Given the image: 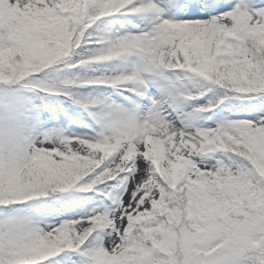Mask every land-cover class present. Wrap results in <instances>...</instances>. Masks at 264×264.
Here are the masks:
<instances>
[{
    "label": "snow or ice",
    "instance_id": "snow-or-ice-1",
    "mask_svg": "<svg viewBox=\"0 0 264 264\" xmlns=\"http://www.w3.org/2000/svg\"><path fill=\"white\" fill-rule=\"evenodd\" d=\"M156 10L153 0H0V85L28 82L59 64L102 18ZM169 13L150 31L119 36L73 67L137 57L150 71L182 70L240 99L264 94V0H170ZM135 80L102 76L85 85ZM0 105L12 110L10 119L0 115V208L89 192L122 173L133 185L112 217L47 230L10 219L0 228V264H46L82 249L97 228L108 229L109 238L84 253L93 264H253V257L264 264V103L251 106L250 120L194 133L158 115L142 122L124 116L111 137L71 136L52 147L27 143L14 97L0 95ZM218 153L239 161L230 156L225 164Z\"/></svg>",
    "mask_w": 264,
    "mask_h": 264
},
{
    "label": "rangeland",
    "instance_id": "rangeland-1",
    "mask_svg": "<svg viewBox=\"0 0 264 264\" xmlns=\"http://www.w3.org/2000/svg\"><path fill=\"white\" fill-rule=\"evenodd\" d=\"M157 4L156 12L149 16L118 14L112 17L102 18L95 22L88 29V35H95V40L90 44L99 42L98 46H93L96 53L106 51L110 42L119 36L139 35L141 32L150 31L161 19L172 18L169 13L170 0H153ZM242 2V0H232V3ZM228 9H225L227 11ZM104 28V29H103ZM83 68L92 70V77L83 80L84 92L76 94L72 108L77 112L72 118H62L52 116L42 124L34 126L31 116L26 114L25 109L18 110L24 121L21 124V131L27 137L28 144L39 146L41 142L48 141L46 147L60 144L64 139L71 136H78L90 140H99L112 136L113 122L124 116L135 118L137 121L148 119L152 115H158L161 119H167L177 129L194 133L206 128H215L228 122L250 120L253 117L252 105H257L258 98L248 97L240 99L238 96H231L234 101L223 103V106L215 107L213 111L198 112L197 109L209 104H217L210 101L208 96L214 92L216 86L204 81L202 78L182 71L170 69L148 70L137 57H127L117 61L83 64ZM134 75L136 80L122 86L107 85H85V82L102 76ZM88 94H93L91 97ZM98 94L97 96H94ZM196 96L195 100H187L186 96ZM47 107L56 112L52 99H48ZM33 108V107H32ZM223 110V111H222ZM0 115L10 119L12 110L6 105H0ZM181 123V124H180ZM33 125V126H30ZM216 158L225 164L230 163L229 157L235 161V156L231 153L215 154ZM206 162L210 163L209 158ZM133 185L129 183V175L122 173L115 180L109 181L102 186L100 194L106 200L98 198L93 200L90 207L82 204L81 212L75 213L68 220L87 219L89 216L101 215L112 217L118 215L116 209L123 198L127 204ZM95 193H99L97 190ZM53 207V206H52ZM54 208V207H53ZM52 208V210H54ZM12 218H24L15 215L6 219L0 224V228L6 226ZM63 221V216L54 218L51 223L40 220L31 225L38 226L47 230L49 226H57ZM96 238L91 246V237L85 246L78 250V254H72L68 258V264H89L92 263L91 257H85L84 252L100 246H106L109 238V230L97 228Z\"/></svg>",
    "mask_w": 264,
    "mask_h": 264
},
{
    "label": "trees",
    "instance_id": "trees-1",
    "mask_svg": "<svg viewBox=\"0 0 264 264\" xmlns=\"http://www.w3.org/2000/svg\"><path fill=\"white\" fill-rule=\"evenodd\" d=\"M95 38V35H88L87 41L81 48L77 49L75 53L70 54L69 57L65 58L59 64L46 69L44 73L39 74L28 82H20L15 85H0V95L14 97L16 100L15 108H18V110L26 109V111H29L31 106L36 107L37 109L34 110L32 114L34 117L33 120L42 121L50 116V112L45 108L44 104L48 96L55 99L61 111L68 113L70 111L69 103L71 102V104H73V100L77 97L75 95L84 92V90H82L84 88L82 83L86 78L85 76L91 75L87 70L81 67L75 68L73 65L97 54L93 47L95 45L90 44V41L95 40ZM58 46H60L59 43ZM69 81L72 83H67ZM231 96H237V94H225L223 90L216 88V94L213 92L211 96H209V100L221 103L223 99H227L230 102L232 101V98H230ZM256 97H258L259 104L264 103V94H259ZM234 160L239 161V158L235 157ZM108 183L109 181L100 184L89 192H81L77 189H73L68 193L50 194L47 198L38 201H30L23 205L0 208V224L15 215L22 216L29 224L40 220L51 223L54 221V218L58 216H63V221H66L73 214L81 212L82 204L90 207L93 200L99 201L98 198H101L105 201L106 197L101 196L100 191L102 186ZM96 190L99 193H95ZM50 205H53L55 209H50L48 207ZM37 209H43V211L38 212L36 211ZM94 238H96V233H93L91 236V242H94ZM93 242L91 246H93ZM77 252L78 251H65L49 259L46 264H68L69 256L75 253L78 254L79 252ZM251 259L254 264L255 257ZM89 264H93V262Z\"/></svg>",
    "mask_w": 264,
    "mask_h": 264
},
{
    "label": "bare ground",
    "instance_id": "bare-ground-1",
    "mask_svg": "<svg viewBox=\"0 0 264 264\" xmlns=\"http://www.w3.org/2000/svg\"><path fill=\"white\" fill-rule=\"evenodd\" d=\"M181 124V123H180Z\"/></svg>",
    "mask_w": 264,
    "mask_h": 264
}]
</instances>
